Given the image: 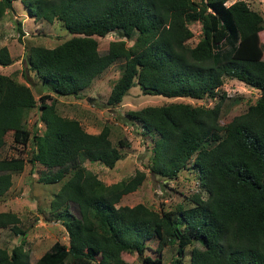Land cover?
<instances>
[{
  "label": "trees",
  "instance_id": "trees-1",
  "mask_svg": "<svg viewBox=\"0 0 264 264\" xmlns=\"http://www.w3.org/2000/svg\"><path fill=\"white\" fill-rule=\"evenodd\" d=\"M13 1L0 0V19ZM19 1L29 17L59 20L71 33L54 47L33 44L27 51V70L52 92L40 94L38 102L28 82L0 73V147L10 131L15 142L30 144L28 162L42 170L38 180L59 185L47 210L61 222L67 242L55 241L32 264H124L123 253L143 254L154 238L159 257L143 256L144 264H161L168 245L175 251L168 264H182L188 253V264H264L263 15L243 0ZM193 22H199L200 33L190 44ZM111 31L132 42L110 39L101 51L94 36ZM12 62L8 46L1 45L0 65ZM116 62L107 104H119L135 84L144 94L176 97L127 110L128 119L153 138L149 172L161 181L176 179L189 162L197 172L198 188L170 210L142 202L118 205L146 173L135 169L117 182H104L83 163L113 167L125 142L112 143L109 124L88 133L78 118L56 108L52 95H79ZM225 77L259 90L244 112L226 122L220 121L219 101L209 107L177 100H213ZM34 106L43 127L35 120L29 131ZM25 161L1 156L0 197ZM19 224L15 211L1 210L0 228L7 226L21 240L10 249L0 246V264H30Z\"/></svg>",
  "mask_w": 264,
  "mask_h": 264
},
{
  "label": "rangeland",
  "instance_id": "rangeland-1",
  "mask_svg": "<svg viewBox=\"0 0 264 264\" xmlns=\"http://www.w3.org/2000/svg\"><path fill=\"white\" fill-rule=\"evenodd\" d=\"M235 0H227L229 4ZM251 9L257 10L264 17V0H243ZM19 21V23H17ZM21 27V31L19 28ZM190 28L194 36L188 39L191 44L196 40L200 33L199 22H193ZM71 33L62 26L59 20L53 23L46 20L29 18L19 0L12 2V9L5 12L0 19V47L7 45L13 62L8 65H0V73L11 74L21 82H28L32 87L36 101L39 95L52 93L47 84L40 82L36 76L27 70L26 56L28 49L33 44H42L54 47L63 41ZM101 51L105 49L106 42L110 39H122L114 32L104 35H95ZM132 37L125 40V44L132 42ZM259 42L263 47L264 58V28L259 31ZM119 63L116 62L107 67L93 80L92 84L80 92L79 95L56 96L55 105L61 115L76 117L80 120L81 126L86 132L95 133L104 124H109V131L112 143L117 145L118 139L122 140L124 146L119 150L122 158L115 162L113 167L105 166L99 161H85L84 166L98 175L106 183H114L128 175L133 174L135 169H141L146 173V177L141 185L128 194L123 195L118 205H133L142 202L152 208L170 210L174 204L183 201L185 196L190 195L198 188L197 172L193 170L191 163H187L179 171L177 178L160 180V176L149 172V156L152 154L153 138L141 133V128L136 121L128 119L127 110L146 105H157L165 100L176 99L162 94H144L139 85L135 84L128 89L126 95L120 103L113 106L106 103L111 86L119 71ZM259 95V90L252 88L241 82L237 78L225 77L222 86L219 88L217 96L212 100L211 97L194 99L182 97L178 101L194 104L208 105L209 107L217 101L220 103L221 123L228 121L234 114L242 113L248 104H252ZM47 101V99H46ZM38 108L33 107L27 118V128L31 131L34 128V121L37 126L43 127L38 119ZM5 144L0 147L1 156H16L25 159L23 168L17 173L14 172L11 187L0 197L1 210H12L21 219L20 228L24 230L27 243L25 248L29 251V262L32 264L37 256L48 249L55 241L67 242L66 232L60 221L48 213V201L52 193L58 189L57 184H48L38 180V175L42 173L41 166L37 163L31 165L29 161L31 146L22 144L12 139L10 131L4 135ZM203 196L206 192L201 190ZM70 209L78 213L77 205L73 202ZM21 236H16L6 227L0 228V246L10 249L14 244H18ZM148 249L143 254L123 253L124 264H144L143 256L151 259L159 257L157 252V240L147 241ZM191 246L186 248L189 252ZM175 255L173 246L168 245L163 248V258L161 264H168L170 258ZM189 253L182 259V264H188Z\"/></svg>",
  "mask_w": 264,
  "mask_h": 264
},
{
  "label": "crops",
  "instance_id": "crops-1",
  "mask_svg": "<svg viewBox=\"0 0 264 264\" xmlns=\"http://www.w3.org/2000/svg\"><path fill=\"white\" fill-rule=\"evenodd\" d=\"M14 1H15V0H14ZM14 1H13V2H14ZM11 9H12V8H11ZM25 13H26V12H25ZM29 18H31V17H29ZM32 18H33V17H32ZM33 19H34V18H33ZM88 133H89V132H88Z\"/></svg>",
  "mask_w": 264,
  "mask_h": 264
}]
</instances>
